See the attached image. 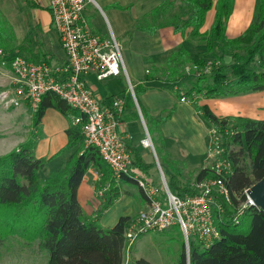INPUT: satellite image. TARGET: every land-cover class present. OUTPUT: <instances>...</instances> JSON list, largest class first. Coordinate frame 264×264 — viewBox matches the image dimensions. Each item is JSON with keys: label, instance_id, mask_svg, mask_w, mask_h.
<instances>
[{"label": "trees", "instance_id": "trees-1", "mask_svg": "<svg viewBox=\"0 0 264 264\" xmlns=\"http://www.w3.org/2000/svg\"><path fill=\"white\" fill-rule=\"evenodd\" d=\"M234 1L217 0L213 24L203 34L200 29L213 7L212 0H165L163 5L153 11L155 17L177 3L186 7L185 19L176 15L178 18L174 31L183 34L190 29L193 38L203 37L207 40L206 55L213 54L211 61L205 56L193 63V69L185 77L194 79V84L179 92L181 99L193 95L205 99L226 98L264 91V0H255L251 22L242 34L229 39L225 31ZM154 30L152 28L149 32ZM33 38V31L28 29L21 45L10 50L9 55L13 51L16 54L1 58L0 65L13 56H21L23 46ZM12 40V32L3 25L0 12V49L8 50ZM39 54L37 56L42 62L51 64L45 53ZM186 56L183 50L169 56L167 71L173 78L169 77L167 82H176L177 71L172 67V61L183 60ZM188 62L185 59L182 65ZM5 68L8 69V62ZM149 74L146 80L150 78ZM139 94L138 89H134L136 100ZM47 109H54L69 120L71 116L77 115L56 95L45 93L32 115L28 139L0 156V242L10 238H18L27 244L36 242L40 250L47 252V264H151L144 259H133L125 263L124 234L132 217H120L111 228H102L98 221L102 213L120 197L123 184L136 185L146 202L138 186V179L134 177L136 172L155 168V164H145L138 151L131 149L130 170L133 173L129 172V175L115 182L97 151L85 147L80 127L70 124L66 130L67 144L58 153L59 156L69 152V158L60 170L46 174V165L50 159H36L34 148L38 127ZM196 110L208 126H219L221 130L228 128L234 132L223 138L225 147H234L230 153L232 174L227 180L233 195V205L225 208L222 219L216 223L221 238L208 248H204L197 239L189 237L187 258L180 235L182 243L176 264H264V212L250 206L242 211L237 222L231 220L233 211L245 201L243 192L264 177V120L218 118L206 105L196 106ZM244 159L249 160L248 171L242 166ZM90 168L100 174L96 189L102 194L99 209L93 217L85 219L77 200V190ZM161 170L172 195H194L191 182L181 181L179 171L172 173L162 167ZM211 176L210 169L203 168L194 180L198 182Z\"/></svg>", "mask_w": 264, "mask_h": 264}, {"label": "crops", "instance_id": "crops-1", "mask_svg": "<svg viewBox=\"0 0 264 264\" xmlns=\"http://www.w3.org/2000/svg\"><path fill=\"white\" fill-rule=\"evenodd\" d=\"M8 1L12 7H15L12 0ZM164 1L92 0L93 5L88 4L85 8V17L92 31L99 37H107L109 31L115 36L121 46L129 81H133L131 85L140 92L138 100H136L140 111L139 114L141 115L140 118L137 112L135 114L134 106V109L131 107L130 99L122 96L121 90L114 92L113 95L108 97L99 96L101 99H109L114 96L124 98L125 109L120 116L121 126L119 130L128 137L127 144L130 153L131 149H136L145 164H155L151 160L154 159L151 151L152 158H149L150 162L146 163L143 160L137 143L146 138V123L149 124L151 122L152 126L158 131L157 135L159 138H162V152L167 157L166 160L173 164L176 162L180 175L187 174L191 176V180L186 182L190 181L193 183L195 178L192 176L194 174L197 175L201 169L205 168L209 161L207 155L208 125L203 120L201 113L196 110V106L206 105L218 118L242 117L253 120H257L251 117L254 109L262 110V107L257 105L250 109L249 104L238 102L239 98L250 97L247 95L251 92L220 99H205L194 96L192 99L183 98L184 101H181L179 97V92L181 91L177 88L178 81L169 83L160 75L157 76L158 72L161 74L167 68L168 58L174 52L183 50L187 53L186 57L191 60L202 58L206 52L203 37L193 38L190 34V29H187L183 34L174 31L175 21L178 18L176 15H179L177 14L179 12L176 8L177 4L153 17V11L163 5ZM240 1L242 5H246L248 0ZM20 2H22V7L25 6L29 9L32 19L31 22L24 23L23 28L17 24L18 31L22 32V38L17 42L16 46L21 45L27 30H32L34 38L31 42L25 43V51L35 58L30 57L29 60L41 61L37 54L43 52L51 64L61 62L64 59V52L60 46L59 38L51 26L50 14L46 9L47 0H20L19 4ZM235 4L236 0L234 1V6ZM251 4L255 5V0H249L248 8H250L249 5ZM1 5H3V0H0V11L4 14ZM210 11L207 13L205 22L200 29L201 34L207 33L213 24L215 10L211 11V13ZM248 14H250L248 9L244 16H242V13H238L236 21H241ZM17 18L22 22L20 16ZM245 19L247 21V17ZM251 19L249 20L248 18V25ZM16 23L18 22L16 21ZM152 28H155V30L150 33L149 30ZM199 48H201L200 51H198ZM21 56L26 58V56ZM148 74L150 78L146 80L145 77ZM92 79L95 80L93 74L87 77L91 88L90 80ZM120 79L121 77L103 83L120 81ZM12 80L13 77L8 69L0 67V91L8 87ZM259 93H264V91ZM194 99H198L197 103L190 101ZM224 101L226 103L228 101L232 102L233 106L226 104L228 110L220 109L221 104H225ZM9 110H11L10 115L14 126L18 122L17 120L21 118L25 119L27 125L21 129V131L24 130L23 135L20 132L11 130L8 131L11 132L9 135L0 134V156L9 153L27 140L32 123L33 113H30V109L26 104L21 102L18 107ZM125 113H127V119L124 123L122 117ZM0 116H4L1 111ZM69 126L70 120L59 112L54 109L46 110L38 127L34 148V157L36 159H50L46 165V174L60 170L69 158V152L58 156V153L67 144L66 130ZM8 136H16L20 139L10 141ZM152 169L154 171L155 168ZM99 179L100 174L97 170L90 168L77 190V200L83 210L85 219L93 217L100 207L102 192L96 189ZM125 192L128 194H121L112 207L100 216L98 223L102 228H111L120 217L137 215L142 208H145L146 202L139 204L131 196L132 192Z\"/></svg>", "mask_w": 264, "mask_h": 264}, {"label": "built area", "instance_id": "built-area-1", "mask_svg": "<svg viewBox=\"0 0 264 264\" xmlns=\"http://www.w3.org/2000/svg\"><path fill=\"white\" fill-rule=\"evenodd\" d=\"M90 2L92 0H47L46 9L64 59L56 64H47L22 56L10 58L7 61L8 71L13 80L0 91V107L6 110L16 108L22 102L34 113L45 93L56 95L77 113L70 117V124L80 127L85 147L97 151L102 163L118 181L122 176L129 175L131 166L128 137L119 130L125 100L120 96L109 99L97 97L87 77L93 74L98 83L119 77L129 82V78L121 46L112 32L102 38L89 26L85 8ZM1 58H5L2 51ZM7 62H3L1 67L5 68ZM127 93L133 96L138 109L130 83ZM233 134L228 128L221 130L219 126H209V161L205 168L210 169L212 176L191 183L194 195L183 197L170 193L149 138L141 140L143 147L151 151L160 172L163 199L159 198L156 186L138 179V186L146 197V206L131 219L125 231L126 252L141 235L163 232L172 226H176L181 233L187 252L191 236L204 248L221 238L216 223L222 219L225 208L233 205L227 180L232 174L230 153L234 147H225L223 138ZM248 189L243 192L245 201L231 214V220L235 222L243 210L253 206L246 194Z\"/></svg>", "mask_w": 264, "mask_h": 264}, {"label": "rangeland", "instance_id": "rangeland-1", "mask_svg": "<svg viewBox=\"0 0 264 264\" xmlns=\"http://www.w3.org/2000/svg\"><path fill=\"white\" fill-rule=\"evenodd\" d=\"M12 1H13V4H15V7H12L8 0H3V5H1V9H2V11H4V14L0 11L2 14L3 25L12 32V36H13L12 44L9 45V47L7 48L8 50L0 49V51H2V54L4 55V57L5 56L7 57V55H9V53L11 52L10 50L12 48L16 47V45L18 44L17 42H19L22 38L21 37L22 32L18 31V25L23 28L24 23H28V21L31 22V19H32V16L29 13V9L25 6L22 7V2H20V4H19L20 0H12ZM212 1H213L214 5H213V8L211 9V11L216 10V3H217V0H212ZM90 4L93 5L92 2H90ZM248 4H249V0L247 1L246 5H242L240 0H236V4L234 6V14L235 15L233 14L230 17V19L226 25L225 34H226L227 38H229V39L235 38V37L239 36L240 34H242L244 32V30L247 28L248 18H249V20L252 18L253 9H254L253 4L249 5L250 8H248ZM8 5H10V7H8ZM176 8H177V11H179V12H177V14H179L178 15L179 18L185 19L187 8L182 6L180 3H177ZM247 9L250 11V14H248L247 16L242 18L241 21L240 20L236 21V19L238 18L237 17L238 13H242V16H244L245 12H247ZM211 11H210V13H211ZM18 16H20L22 18V22H20V20H18V18H17ZM246 17H247V21L245 19ZM16 21L18 23H16ZM13 28H14V30H13ZM206 42H207V40L204 39L203 43L205 45H206ZM25 46H26V44L23 46V49L20 52V55L35 58L34 56H31V55L26 53ZM191 47H193V45H191ZM197 47H200V46H197ZM200 49L201 48H199L198 51H200ZM15 54H16V52L13 51L11 53V55H9V57H11L12 55H15ZM206 54L207 53L205 52V55L203 57L206 56L208 61L213 60V54H209V56ZM185 59L189 60L190 62H188V64L186 63L185 65H182L183 64L182 61H185ZM195 61H196L195 59L191 60L188 57H185L183 60L172 61V67L173 68L175 67L176 71H177V74H176L177 76H175L176 81L178 80L177 88L181 92L191 88V86H193V84H194V79H192L190 77L186 78L185 76H188V74L191 72V70L193 69L192 68L193 63ZM0 67H1V65H0ZM1 68L4 69V67H1ZM159 75L165 81H168L169 77H172L168 73L167 68L165 70H163V72H161V74L158 72L157 76H159ZM2 76H4V75L2 74ZM180 76H184V77H182V79H179ZM132 82L133 81H131V80L128 82L123 77H121L120 81L116 80L115 82L113 81V82H109V83H98L94 79L90 80V83L92 85L94 93L98 97L99 96L100 97L102 96L103 98H104V96L108 97L110 95H113L114 92L121 90L120 93L122 94V96H125L126 98L130 99L131 107L133 108V106H134L135 109L134 108L133 109L135 110V114L137 112V114L140 118L141 117V115L139 114L140 111H139V109H137L135 107L133 96H131V94L127 93L129 83L133 84ZM131 86H132L133 95H134V87H133V85H131ZM247 96H250V97H244L245 99L239 98L238 102L249 104L250 109H253V107H255L257 105H261L262 110H255L254 109V111H253L254 113L251 114V117H253L254 119H257V120H264V93L251 92ZM134 97H135V95H134ZM193 97H194V95L190 99H192ZM190 101H193V102L195 101V103H197L198 99H194V100H190ZM226 104L231 106V107L233 106V103L228 101L227 103L225 102V104H221L220 109L222 108V110H228L227 109L228 106H226ZM0 111L4 113V116H0V134L2 133L4 135H9L11 132H8V131L11 130V131L20 132V134L23 135L24 130L21 131V129L23 126L25 128L27 125L25 122V119L24 118L18 119L17 124L14 126L13 125V119L11 118V115H10L11 110H9V109L6 110V109L0 107ZM30 113L32 114L31 110H30ZM126 115H127V113H125L122 117L124 123L126 122V119H127ZM248 119H250V118H248ZM145 121H146V117H145ZM146 124H147L149 132H150V135H149L148 131L146 129L147 127H145V133L147 132V134L149 135V136L146 135V138H149V140L151 142V145L154 149L158 164L162 168H164V169H166L172 173H178L179 169L177 167V163L174 162V164H173L171 162H168L166 160L167 157L162 152L163 142H162V138L160 139L159 136L157 135L158 131L156 130V128L154 126H152L151 122H149V124L148 123H146ZM207 128L209 129V126ZM30 130H31V128H30ZM130 135H132V134H130ZM8 137H9L8 139L10 141L14 140V139L15 140L20 139L16 136L15 137L8 136ZM21 137H23V136H21ZM137 143H138L139 150H140V153H141L143 160L146 163H149L150 162L149 158H152L151 154H150V150L143 147V145L141 144L140 141H138ZM151 160H152V162L155 161L154 159H151ZM242 166L245 168L246 171H248L249 160L244 159V161L242 162ZM129 172H130V174L133 173L132 170H129ZM110 173H111V178L115 182H118L117 180H115L111 171H110ZM135 174H136V177H134V178L136 180L139 179V180H142L146 183H150V184L156 186L159 189V198L163 199V189L160 185L161 175H160V172L157 169V167H155L154 171L152 168H149L145 171L136 172ZM195 175L196 174H194L192 177L195 178ZM179 177H180V180L184 181V182H186L187 180H191V176H189L187 174L180 175ZM123 187H124V189H123ZM121 188H122L121 189L122 195L128 194L125 191L132 192L131 196H133L134 200H137V202H139V204L145 203V201L142 199L140 191L136 185L127 183V184L121 185ZM135 216L136 215H131L132 218ZM180 235L181 234L179 233V230L176 226H172L168 230L163 231V232H148L144 235H141L140 237H138L136 239L133 246L128 250V252H125V263L128 261H131L133 259H144L151 264H176L178 254L180 251V246L182 243V238ZM191 238H192V236H191ZM47 261H48L47 252L40 250L38 248L36 242L33 244H27L24 241L19 240L18 238H10L6 241L0 242V264H47Z\"/></svg>", "mask_w": 264, "mask_h": 264}, {"label": "water", "instance_id": "water-1", "mask_svg": "<svg viewBox=\"0 0 264 264\" xmlns=\"http://www.w3.org/2000/svg\"><path fill=\"white\" fill-rule=\"evenodd\" d=\"M148 136V134H147ZM248 198L252 202V205L264 212V177L255 185L250 187L246 192ZM188 258V252L186 251Z\"/></svg>", "mask_w": 264, "mask_h": 264}]
</instances>
